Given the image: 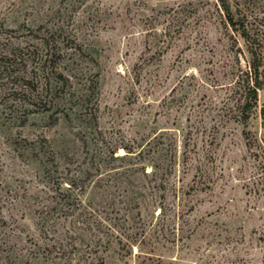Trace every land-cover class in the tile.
I'll return each instance as SVG.
<instances>
[{
  "label": "rangeland",
  "instance_id": "374dc122",
  "mask_svg": "<svg viewBox=\"0 0 264 264\" xmlns=\"http://www.w3.org/2000/svg\"><path fill=\"white\" fill-rule=\"evenodd\" d=\"M249 58L217 0H0V264H264Z\"/></svg>",
  "mask_w": 264,
  "mask_h": 264
},
{
  "label": "trees",
  "instance_id": "16d2710c",
  "mask_svg": "<svg viewBox=\"0 0 264 264\" xmlns=\"http://www.w3.org/2000/svg\"><path fill=\"white\" fill-rule=\"evenodd\" d=\"M224 16L225 26L232 31L237 40H242L250 56L244 84L239 85L243 90L240 100V115L242 120H249L252 112L258 106L259 91L264 89V44L260 32L250 25L246 15L233 11L230 0H217ZM263 126H264V114Z\"/></svg>",
  "mask_w": 264,
  "mask_h": 264
}]
</instances>
